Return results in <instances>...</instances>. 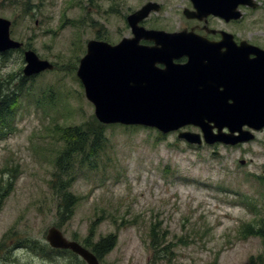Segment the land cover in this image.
<instances>
[{"label": "rangeland", "instance_id": "obj_1", "mask_svg": "<svg viewBox=\"0 0 264 264\" xmlns=\"http://www.w3.org/2000/svg\"><path fill=\"white\" fill-rule=\"evenodd\" d=\"M149 2L161 10L144 27L174 33L191 23L183 14L192 9L189 0H0L12 38L56 66L29 78L24 51L0 59V90L11 85L10 116L0 129L11 133L0 139V264H86L49 246L53 226L91 252L88 244L115 236L100 264H262L264 240L248 233L264 226V134L259 144L219 148L214 156L211 149H190L179 131L112 125L99 133L77 77L80 60L90 40L130 38L127 17ZM259 2L250 13L240 7L239 23H210L264 48ZM66 151L74 155L63 157L70 166L63 180L77 204L62 224L52 181L56 159ZM239 157L248 163L243 169ZM153 230L170 246L171 259L156 262Z\"/></svg>", "mask_w": 264, "mask_h": 264}, {"label": "water", "instance_id": "obj_2", "mask_svg": "<svg viewBox=\"0 0 264 264\" xmlns=\"http://www.w3.org/2000/svg\"><path fill=\"white\" fill-rule=\"evenodd\" d=\"M190 2L194 9H186L184 15L200 21L211 15L227 22L235 21L242 17L240 6L257 7L253 0ZM159 10L157 4L148 3L127 17L134 38H124L116 45L96 40L88 42L87 52L80 60L77 77L84 88L86 99L94 106L98 122L103 125L154 128L163 134L178 132L186 126L194 125L202 129L208 143L224 140L226 144L236 145L252 140L253 136L241 129L244 125H249L254 130L264 127V96H252L256 93L251 83L252 79L257 78L264 86V51L248 47L244 43L238 48L229 43L227 46L232 48L234 58L228 53L231 57L226 61L231 62L228 63L226 72L218 68L217 61H212L209 68L200 67L197 62L201 59L196 61L195 50L215 46L206 42L200 43L195 35L184 31L167 33L140 26L151 13ZM10 28L11 22L0 18V53L23 46L22 43L11 39ZM141 40L152 41L154 45L142 46ZM255 51L261 53L260 60L257 59L254 63L247 61L246 53ZM181 54L189 56V62L182 66L175 65L172 59L182 56ZM238 56L242 59H238ZM25 62L24 74L27 77L55 68L48 61L40 60L32 50L25 52ZM158 64L165 65V68L160 69ZM207 78L210 79L208 82H202ZM223 78H229V81H225L226 93L222 94L214 80ZM263 86L261 94L264 92ZM248 96L250 98H247ZM228 97H233V102L224 99ZM211 123H214L220 132L227 127L230 133L215 135ZM236 132L239 133L238 136ZM178 138L190 144H201L199 135L194 133L181 132ZM46 240L52 249L71 251L86 264H100L95 254L80 243L67 239L55 226L48 230Z\"/></svg>", "mask_w": 264, "mask_h": 264}, {"label": "flooded vegetation", "instance_id": "obj_3", "mask_svg": "<svg viewBox=\"0 0 264 264\" xmlns=\"http://www.w3.org/2000/svg\"><path fill=\"white\" fill-rule=\"evenodd\" d=\"M254 1V3H256L257 4V7L256 8H247V7H244L246 10H247V12L248 13H250V12H253V11H257V10H259V8H260V2H259V0H253ZM154 3V2H153ZM157 4V3H156ZM160 7V10H161V6H159ZM151 16V15H150ZM149 16V17H150ZM148 17V18H149ZM147 18V19H148ZM147 19H145V20H143L141 23H140V26L141 27H143V28H145V29H150V28H146V27H144L143 25H142V23L143 22H145ZM188 20L191 22L188 26H186V27H184L183 28V30H181V31H184L185 33H187V34H192V35H195L194 37H196V39H198V41L200 42V43H203V42H206V43H209V44H211L212 46H215V47H200V48H198L197 50H195V53H196V61H198V60H200V61H198L197 63H198V65L200 66V67H205V68H209L210 67V64H211V62L212 61H217V62H219L218 63V68H220L221 70H223V71H225L227 68H228V66H229V62H231V61H226V60H228L231 56L229 55V54H231L232 55V52H231V49L232 48H230V47H228L227 46V44H235L236 46L235 47H240V45L242 44V43H244L246 46H248V47H250V46H252V47H255V49L257 50V49H260L261 51H264V48L263 47H261V46H259L258 44H256V43H254V42H251V41H249V40H245V39H243V38H239L235 33H231L228 29H226V28H218V29H215V27L212 25V23H210V22H212L213 20H217V21H219V22H221L225 27H229V26H231L232 24H234V23H239V21L240 20H238V21H229V22H227V21H225V20H223V19H219V18H216L215 19V17H213V16H209V17H207V19L206 20H202V21H200V20H198V19H189L188 18ZM242 20V19H241ZM126 22H127V20H126ZM150 30H152V29H150ZM131 34H132V32H131ZM130 38H134V35L132 34V36L130 37ZM129 39V38H128ZM96 40V39H95ZM98 41H103V40H101V39H97ZM202 41V42H201ZM117 44V43H116ZM140 44L142 45V46H146V47H152L153 45H154V42H152V41H148V40H141V42H140ZM113 45H115V44H113ZM233 48H234V46H233ZM248 50V49H247ZM229 53V54H228ZM207 54V55H206ZM210 54V55H209ZM182 55V54H181ZM243 55V54H242ZM204 56V57H203ZM207 56V57H206ZM211 58H210V57ZM230 56V57H229ZM233 56V55H232ZM244 56V55H243ZM195 57V56H194ZM193 58V57H192ZM205 58V59H204ZM228 58V59H227ZM233 58H234V56H233ZM244 58V57H243ZM260 58H261V53L260 52H258V51H255V52H248V53H246V56H245V59L247 60V61H251L252 63H254V62H256L257 61V59L258 60H260ZM189 56H187V55H182V56H177V57H174L173 59H172V62L175 64V65H179V66H182V65H185V64H187L188 62H189ZM232 59V58H231ZM230 59V60H231ZM238 59H242V57H239L238 56ZM234 60V59H233ZM254 60V61H253ZM209 61V62H208ZM225 61V62H224ZM237 61V60H236ZM215 63V62H214ZM223 63H224V65H223ZM216 66V65H215ZM260 66V65H259ZM158 67L160 68V69H164L165 68V65H163V64H158ZM214 68V67H213ZM216 68V67H215ZM217 68V69H218ZM212 69V68H211ZM203 70V69H202ZM213 70V69H212ZM216 70V69H215ZM219 71V70H218ZM222 71V72H223ZM245 71V70H244ZM202 72V71H201ZM200 72V73H201ZM221 72V71H220ZM221 72V73H222ZM226 72V71H225ZM224 72V73H225ZM204 73V72H203ZM206 73V72H205ZM218 73V72H217ZM253 73H254V71H253ZM208 73H206V75H207ZM257 74V73H256ZM205 75V74H204ZM217 75H220V74H217ZM222 75V74H221ZM224 75V74H223ZM261 75V74H260ZM259 75V76H260ZM34 76V75H33ZM201 76H202V74H201ZM209 76V75H208ZM230 76V75H229ZM232 76V75H231ZM215 77V76H214ZM258 77V76H257ZM217 78V77H216ZM215 78V79H216ZM222 78V77H221ZM200 79V78H199ZM229 79V78H228ZM228 79H226V78H223V80L222 79H218V80H214V82L216 83V85H217V88H218V91L219 92H221L222 94L226 91V84H225V81L226 80H228ZM231 79V78H230ZM257 81H256V80ZM260 79V78H259ZM210 79H206V80H203L202 82H204V83H206V81L208 82ZM232 80V79H231ZM230 80V81H231ZM250 80V79H249ZM229 81V80H228ZM227 81V82H228ZM246 83V82H245ZM248 83V82H247ZM251 83H252V85H253V87H254V89H255V93H256V95L255 94H252V96H264L263 95V93L261 94V88H262V86L263 85H261V81L259 80L258 81V79L257 78H254V79H252L251 80ZM260 83V84H259ZM203 84V83H202ZM225 84V85H224ZM263 84V83H262ZM204 85V84H203ZM209 85V84H208ZM249 85V84H248ZM246 86V85H245ZM209 87V86H208ZM264 87V86H263ZM216 88V89H217ZM233 88V87H232ZM205 89V88H204ZM210 89V88H209ZM231 89V88H230ZM259 89V90H258ZM200 90V89H199ZM237 90V89H236ZM246 90V89H245ZM253 90V89H252ZM204 91V90H203ZM202 91V92H203ZM228 91V90H227ZM233 91V90H232ZM239 91V90H238ZM251 91V90H250ZM218 92V93H219ZM229 92V91H228ZM237 92V91H236ZM236 92H234V93H236ZM226 93V92H225ZM209 94V93H208ZM207 94V95H208ZM245 94V93H244ZM247 94V93H246ZM245 94V95H246ZM213 95H214V93H213ZM229 95H231V94H229ZM237 95V94H236ZM243 96V97H246V96ZM248 95H249V93H248ZM251 95V94H250ZM211 96V95H210ZM215 96V95H214ZM213 96V97H214ZM228 96V95H227ZM226 96V97H227ZM235 97V96H234ZM260 97H258V98H260ZM215 98H216V96H215ZM214 98V99H215ZM220 98H222V97H220ZM229 98V97H228ZM224 98L225 100H227L228 102H233V97L232 98ZM247 98H250V96H248ZM262 98V97H261ZM260 98V99H261ZM236 99V98H235ZM219 100V99H218ZM217 100V101H218ZM255 100H256V97H255ZM259 100V99H258ZM221 123V122H220ZM212 127H213V130H212V132L216 135V134H218V133H226V134H229L230 133V130L226 127V128H224L223 130H222V132H220L219 131V129L217 128V127H215V124L214 123H211L210 124ZM243 132H246V133H248V134H250V136L252 135L253 136V139L252 140H250V141H245V142H241V143H238V144H236V145H230V144H226L225 142H223V141H218V140H216V141H214L213 143H208L207 141H205V138H204V134H203V131H202V129L200 128V127H198V126H194V125H189V126H186L185 128H183V129H181V130H179V132L177 133L178 135L181 133V132H190V133H194V134H196V135H199V138H200V140H201V144H190V143H188V142H186V141H183V140H181V141H183V143H185L190 149L191 148H195V149H211L212 151V154L214 155V156H219V152L217 151V149H219V148H221V149H225V150H228V149H235V150H238V149H241V148H243V147H245V146H248V145H250V144H254V143H256V144H259L260 143V139H259V136H261V135H263L264 134V127H262L261 129H259V130H254V129H252L249 125H244L243 126V129H241ZM236 134V136H238L239 135V133L238 132H236L235 133ZM177 135V136H178ZM227 139V138H226ZM230 139V138H229ZM232 139V138H231ZM259 139V140H258ZM222 140V139H221ZM210 141H211V139H210ZM241 161H243L242 159H241V157H239L238 159H237V163H239L240 164V162ZM238 164V165H239ZM248 165V163H247V161H246V164H244V165H239L242 169L244 168V167H246Z\"/></svg>", "mask_w": 264, "mask_h": 264}, {"label": "trees", "instance_id": "obj_4", "mask_svg": "<svg viewBox=\"0 0 264 264\" xmlns=\"http://www.w3.org/2000/svg\"><path fill=\"white\" fill-rule=\"evenodd\" d=\"M10 87H11V85L6 86V88L3 91L0 90V100H1V103H0V129L7 128L6 123L3 122V119L7 120V118L10 116L9 105L6 106L9 102L6 100V98L10 97L8 95L6 96V91ZM11 93H9V95ZM97 124H98L97 126H99V128H100L99 133H102L105 130V128L108 127L107 125L100 124L99 122ZM110 126H112V125H110ZM80 129L81 128H76L75 130H80ZM93 131H94V133H96L95 130H93ZM9 133L5 134L4 132L0 131V136H1L0 139H5ZM88 141H89V138H85L82 140V142L79 145H81L83 147L84 145H86L88 143ZM67 144L70 147V149L75 150V148L73 147V145H71V143H67ZM97 149H98V147H96L94 143L91 144L90 150L95 151ZM73 155H74L73 152L66 151L62 155L57 157L56 169L58 170V173L54 174V177L56 178V180L52 181L53 190L57 193L58 200H59L58 217L60 218V221L62 224H64V221L70 219L73 216L74 208L77 204V198L75 197V195H73L69 191L70 183L65 182L63 180L64 179L63 173L70 169V166H68L67 168L65 167L63 157L69 156L71 159V157ZM99 160H100V155H98L97 159H95V162L96 161L99 162ZM80 162H82V160ZM6 192H7V190H6ZM250 231L251 232L248 233V235H252V236H259L260 235L264 240V226L259 228L256 232H253V231H255V230H253V228H251ZM88 245L91 246L90 249L99 259V258L107 255L110 251H112L114 249V247L116 245L115 236H109V237L101 239L99 242L94 243L93 245L92 244H88ZM151 246H152L153 251L155 253L156 262L172 258L171 255H173V252H172L170 246L168 245L167 242L163 241L162 238L154 230L152 231ZM57 251H60V250H57ZM68 252H71V251H68ZM258 259L260 260V262L262 264H264V252H263V255H261Z\"/></svg>", "mask_w": 264, "mask_h": 264}]
</instances>
